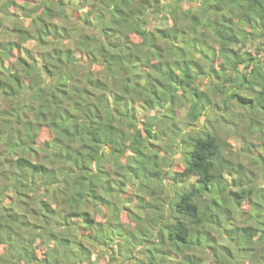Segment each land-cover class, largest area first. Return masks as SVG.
<instances>
[{
  "label": "trees",
  "instance_id": "trees-1",
  "mask_svg": "<svg viewBox=\"0 0 264 264\" xmlns=\"http://www.w3.org/2000/svg\"><path fill=\"white\" fill-rule=\"evenodd\" d=\"M211 261L264 264V0H0V264Z\"/></svg>",
  "mask_w": 264,
  "mask_h": 264
},
{
  "label": "rangeland",
  "instance_id": "rangeland-1",
  "mask_svg": "<svg viewBox=\"0 0 264 264\" xmlns=\"http://www.w3.org/2000/svg\"><path fill=\"white\" fill-rule=\"evenodd\" d=\"M167 1V0H165ZM15 8V7H14ZM27 46L29 47H34L35 46V43L33 41H27L25 43ZM180 114L181 115H186L187 114V108H184L180 111ZM212 117H215V116H212ZM211 117V118H212ZM214 121V120H213ZM211 123H212V119H211ZM211 123H208L207 122V126L211 127ZM215 122L212 123V125L214 124ZM244 140L243 139V136H241V134H235V133H230V135L227 137V141L231 144L230 146V149H231V153H234L236 152L237 150H239L242 146H243V143H244ZM225 153H227V151H225ZM179 155H177L178 157ZM244 164L247 166L245 167L244 170H246L247 172L252 169L254 171H258V165H250L248 160L247 159H244ZM238 175V172L235 171V173H233L232 176H230L229 174L225 173V177H226V180L228 181L229 184H231V181L234 179V177H236ZM193 180V179H192ZM259 186V183H256V187ZM249 205L248 202H245L243 204V207L246 209V207ZM222 241L224 242H227L226 239H223ZM208 264H216L215 261H211L210 263L208 262Z\"/></svg>",
  "mask_w": 264,
  "mask_h": 264
}]
</instances>
